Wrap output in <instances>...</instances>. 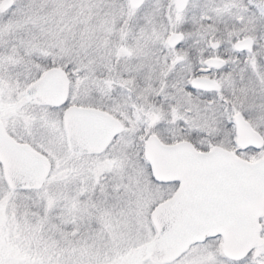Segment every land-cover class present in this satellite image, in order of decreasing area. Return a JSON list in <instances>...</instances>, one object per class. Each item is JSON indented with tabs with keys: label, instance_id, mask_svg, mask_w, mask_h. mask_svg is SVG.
<instances>
[{
	"label": "snow or ice",
	"instance_id": "snow-or-ice-1",
	"mask_svg": "<svg viewBox=\"0 0 264 264\" xmlns=\"http://www.w3.org/2000/svg\"><path fill=\"white\" fill-rule=\"evenodd\" d=\"M0 264H264V0H0Z\"/></svg>",
	"mask_w": 264,
	"mask_h": 264
}]
</instances>
